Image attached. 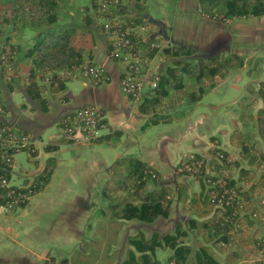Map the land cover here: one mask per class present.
<instances>
[{
    "label": "crops",
    "instance_id": "crops-1",
    "mask_svg": "<svg viewBox=\"0 0 264 264\" xmlns=\"http://www.w3.org/2000/svg\"><path fill=\"white\" fill-rule=\"evenodd\" d=\"M143 16L155 26V33L161 34L165 48L178 46L195 50V55L189 58L193 64L235 54L244 59L245 66L228 70L226 80L207 89L198 102L178 106L174 111H181V116L171 120L162 116L154 118L144 115L140 104H134L122 94L120 83L125 66L109 57L107 38L96 33L91 62L105 70L108 81L93 85L86 79L74 78L61 83L55 93L47 84L38 82L44 86L43 104H40L28 96L19 82L24 77L23 56L30 37V32L24 30L25 38L19 37L15 45L19 51L12 61V89L0 78V103L5 107L1 121L32 138L34 152L17 153L9 177L23 184L30 183L43 171L50 157L56 159V167L43 191L24 207L12 211L0 209V264L48 261L70 264L78 249L83 255H89L83 245L93 242L96 226L106 216L104 210L108 201L102 192L106 182L117 179L108 175L109 167L117 160L134 158L154 171L159 182H149L150 191L161 187L176 190L184 185L189 194L198 195L199 187L192 188L190 179L176 172L178 163L189 154L210 159L216 143L232 154L241 167H246L238 150L229 143L234 129L245 132L239 121L243 111L256 122L251 128L252 140L257 149L264 150V135L259 134L257 124V111L264 109L262 98L257 97L264 83V16L225 22L212 20L200 14L198 0H145ZM77 17L75 14L69 17L73 26H80ZM229 92H233L235 98L227 101L225 97ZM209 93L214 97L212 100ZM242 96L245 99L239 101ZM244 101L247 108L242 110L238 103ZM87 105L101 110L105 127L99 139L85 144L79 136L74 140L64 136L58 124L63 116ZM233 105H236L234 111L230 109ZM163 127L166 131H160ZM50 143L55 148L48 152L46 147ZM192 218V212L174 199L166 218L159 217L151 223L118 221V238L111 251L114 261L109 263L123 264L130 251L139 255L130 246V237L140 235L145 241L157 237L162 243L165 236L176 233L178 224L188 234L184 241L191 247L193 256L200 240L189 228ZM161 247L155 248L154 253L159 262L162 253L166 251L169 257L172 253L168 246ZM156 256H160L159 259ZM249 258L258 260L261 256L253 254Z\"/></svg>",
    "mask_w": 264,
    "mask_h": 264
},
{
    "label": "trees",
    "instance_id": "trees-1",
    "mask_svg": "<svg viewBox=\"0 0 264 264\" xmlns=\"http://www.w3.org/2000/svg\"><path fill=\"white\" fill-rule=\"evenodd\" d=\"M71 1L0 0V37L6 30L11 33H22L24 30L30 32L28 47L23 56L24 77L20 78L19 82L26 89L28 96L40 104H43L41 92L44 86L39 85V81L48 78L55 80L48 84L49 90L55 93L65 81L56 80L60 73L73 67L81 68L85 64L95 65L91 62V51L95 45L96 33L104 34L107 38L108 55L112 50L109 32L103 29L104 15L98 10L102 0H91L89 7L76 10L80 26H73L69 21L72 15ZM144 6L145 0H122L113 6L112 10L121 18L123 30H134L146 20L143 16ZM198 9L202 16L212 20L223 22L246 20L264 16V0H198ZM162 42L160 36L147 39L143 33L139 36L137 33L132 34V50L140 58L148 61L156 53V49L152 48L151 44H162ZM7 45L11 47V53H8L7 58V63L10 65L19 47L12 45L8 40L3 48ZM3 48L1 47L2 52H4ZM161 55L168 64H162L158 69L160 81L157 87L144 92L139 105L140 112L154 118L161 117L169 110L183 106L184 103L198 102L205 90L213 88L224 80L228 70L240 69L244 63L243 58L231 54L224 59L212 57L193 64L189 58L195 55V50L178 46L165 48ZM109 57L123 64L124 71L126 70L125 63L113 59L111 55ZM0 72L2 73L1 69ZM148 74L152 77L151 72ZM7 84L12 89L11 81L5 83ZM263 88L264 83L260 85L261 96L264 98ZM3 108L5 110L4 106ZM3 117L0 118V128L5 125L1 121ZM257 124L258 132L263 136L264 109L257 111ZM14 129L22 132L17 128ZM229 143L238 150V155L246 167H241L233 155L223 149H212L210 152V154L218 152L220 155L231 156L234 159L231 166L235 173L228 187L234 189L246 201L250 202L251 196L256 195L261 196L263 200L260 202V199L253 207L249 204L244 206L248 212L244 214L237 211L239 208L236 200L230 206L222 205V208L212 203L206 180L213 181V177L206 173L203 180L199 181L200 194L196 195L189 194L184 185H179L176 190L165 187L148 190L147 184L155 180L147 173L149 169L134 158L117 160L109 167L108 175L117 178L115 179L117 181L120 180V183L113 180L111 184L112 186L115 182V185H118V188L113 190L114 198H111L113 194L110 196V212L112 211L114 218L120 222L137 220L151 223L159 217L166 218L172 202L177 199L184 204L185 210L192 212L193 218L188 225L200 240L192 256L191 247L184 241L188 234L181 224L177 225L176 233L165 236L162 243L157 237L145 241L142 236L136 235L130 237L128 242L139 255L136 256L130 251L123 264H158L154 251L155 248L163 245L168 246L172 251L168 261H173L175 264H237L239 262L249 264L247 262L249 254L261 256L250 264H264V155L256 148L248 132L234 129ZM54 148L55 146L50 143L46 151H52ZM32 149L30 145L23 151L30 154L34 152ZM205 162L213 172L221 168L212 158ZM55 167L56 159L48 158L43 171L29 184L24 183L21 190L41 193L50 181ZM2 174L6 178L9 177L8 172ZM187 175L183 176L187 177ZM5 193L6 189L0 188V208L7 200ZM24 206L25 204H22L17 208ZM235 210L237 213L232 215ZM228 216L230 219L226 222ZM235 225L239 227L231 236L228 231L233 230ZM220 256L223 258L220 259ZM44 264H52V261Z\"/></svg>",
    "mask_w": 264,
    "mask_h": 264
},
{
    "label": "built area",
    "instance_id": "built-area-1",
    "mask_svg": "<svg viewBox=\"0 0 264 264\" xmlns=\"http://www.w3.org/2000/svg\"><path fill=\"white\" fill-rule=\"evenodd\" d=\"M102 1L99 12L104 15L103 29L109 32L112 47L109 55H111L113 59L125 63L127 66L120 83L121 92L131 102L139 105L145 90L155 89L160 81L157 71L164 63L161 52L165 49V46L163 44H151V47L156 49L154 57L149 61L140 58L139 55L132 50V34L137 33V36H139L143 33L148 39L150 35L156 32L155 27L145 20L139 28L134 30H123L121 18L112 10V7L122 0ZM3 53V55L1 54L2 57L0 61L3 64L2 67L5 68L8 64L7 58L9 52L6 50ZM149 72H151L152 77L148 74ZM68 78L86 79L93 85H99L108 81V75L102 67L87 64L83 65L81 68L73 67L67 69L57 77V79ZM4 82H10V78L4 76ZM4 115L5 110L3 106L0 105V118ZM4 124L5 125L0 128V188L6 189L5 197L7 200L5 205L0 209L2 211H11L22 204L26 205L36 194L31 190H21L22 187L10 185V177L6 178L2 173H11L17 153L27 146L31 145L33 147V140L27 134L18 132L12 126L6 123ZM59 124L64 136L73 140L79 136L82 138V143L93 142L98 139L101 136L100 131L105 127L101 110L92 105L83 106L75 112L63 116L59 120ZM213 149L219 150L216 143ZM32 151H34V147ZM209 158L214 159L215 162L221 166L217 172H213L206 166L205 161L208 160L207 158L198 157L196 154H189L181 159L176 167V172L178 174H191L197 178V182L203 180L204 173L212 176L213 181L206 180L208 184L207 187L210 188L209 194L212 203L218 208H222V205L230 206L232 202L236 200L239 208L237 211L244 214L243 210L245 207L239 200V195L234 189L228 187L229 181L233 179L231 171L228 169H231V164L234 162V159L231 156L225 157L224 155H220L218 152L209 156ZM147 173L150 175L151 179L155 181L158 180V176L154 171L148 170ZM25 189H27V186ZM237 211L235 210L232 215L236 214ZM229 219L230 217L228 216L225 221L227 222ZM238 227L239 226L235 225V228L228 231V234L233 236L234 231L237 230ZM160 264L175 263L170 261L161 262Z\"/></svg>",
    "mask_w": 264,
    "mask_h": 264
},
{
    "label": "rangeland",
    "instance_id": "rangeland-1",
    "mask_svg": "<svg viewBox=\"0 0 264 264\" xmlns=\"http://www.w3.org/2000/svg\"><path fill=\"white\" fill-rule=\"evenodd\" d=\"M90 2L91 0H72L70 5H71V13L72 14H75L76 17L78 16V13L76 12V10L79 8V10H82L84 8H87L89 7L90 5ZM103 1H100L99 3V6H98V10H100V5ZM80 12V11H79ZM79 17V16H78ZM77 17V18H78ZM25 35V33H20V34H15V33H11L9 30H6L4 31L3 33V36L0 37V40H1V45H0V58L2 57V55L4 54L2 51H1V47L3 48L4 46V43H6V41L8 40L9 43H11L12 45H16V41L17 39H19V37L22 39V38H25L23 37ZM109 40H110V37H109ZM4 49V52L7 50V52H10L11 53V47L10 45H7L5 46ZM3 53V54H2ZM2 54V55H1ZM16 55V54H15ZM264 58V57H263ZM2 62L0 61V69L2 71V73L0 72V78L3 79L4 81V76L6 78H10V81H12V78L14 76V68H13V65L10 64V65H6L5 68L2 67ZM245 64L243 63V66L244 67ZM241 67V68H242ZM4 68V69H3ZM3 69V70H2ZM4 71V73H3ZM50 78H48L47 80L45 79L44 81L41 80L39 81V83H43L44 85H48L50 83V81H53L55 82V80H53L51 78V80H49ZM71 79H74V78H68V79H57L58 80H71ZM8 81V80H6ZM56 81V83H57ZM5 83V82H4ZM55 83V84H56ZM253 88V87H252ZM191 89V87H190ZM145 90V89H144ZM147 91V89L145 90V92ZM206 91V90H205ZM263 91H264V88H263ZM210 94V93H209ZM248 94V93H247ZM246 94V95H247ZM185 96V95H184ZM245 96V95H244ZM257 97H260L262 98V101L264 103V98L261 96V92H260V88L259 90L257 91ZM214 97L212 94L209 95V99L212 100ZM227 101H230L231 99H234V93L233 92H229V94L227 95V97H225ZM240 97L239 98V101L245 99V97L243 98ZM247 98L249 99V96H247ZM243 103V105H242ZM246 104H247V101H244V102H241V103H238V106H242V110L246 109ZM264 105V104H263ZM235 106L236 105H233L230 107V109L234 111L235 109ZM229 110V112L231 111ZM239 111H240V108H239ZM232 112V111H231ZM182 112L181 111H174L172 110L171 112L168 111L166 112L165 114H163V119L165 120H171L172 117H179L181 116ZM174 115V116H173ZM221 117V113L219 114V118ZM160 118V117H159ZM222 119V117H221ZM227 118L224 117V122L226 121ZM217 120V119H215ZM239 121L240 123L242 124V126H244L245 128L244 131L245 132H248L251 134V136H253V133H252V130L251 128L253 127V125L256 124L255 121H252L251 117L249 114H247L246 112H242L240 113V116H239ZM216 124V122H215ZM60 126V124H58ZM251 126V127H250ZM257 127V126H256ZM160 131H166V128L163 127ZM104 132V130H101L100 131V134H102ZM253 138V137H252ZM73 140V139H72ZM95 141V140H94ZM253 141V140H252ZM84 143V142H83ZM89 143V142H87ZM86 144V143H85ZM219 147V146H218ZM219 149H221L219 147ZM258 149L263 153L264 155V150H262V148L258 147ZM20 152H25L23 150H21ZM19 152V153H20ZM18 153V154H19ZM18 154L15 156V161L17 159V156ZM197 155V154H196ZM214 154H210L209 156H212ZM198 157H200L199 155H197ZM14 167V165H13ZM233 166H231V169H228L231 171V175L232 177L234 176V173L235 171L233 170L232 168ZM179 175H185V174H179ZM192 176V177H191ZM187 177H189L190 181L192 182V188H198L200 189V186L201 184L199 183V181L197 182V178L193 175H187ZM194 178V179H193ZM116 183H120V180L117 181L115 180ZM115 182L114 184L111 186V184L113 182H106L105 185H104V188H103V192L102 194H106V199L108 201L107 205H106V208H105V218L100 221L97 226H96V232L94 234V237H93V242L90 243V242H86L83 246H84V251H88L89 252V255H83V252L82 250H76L71 258V262L70 264H110L114 261V258L111 256V251H112V248H110V245H114V243H116L117 241V238H118V228L120 227L119 225V222L116 218H114V216L112 215V211L110 212V196L113 194V197L111 198H114V191L116 190V188H118V185H115ZM159 182V179L157 180L156 183ZM29 184V183H28ZM10 185H17L16 187H22L24 184H23V181H18L17 179H15L13 176H11L10 178ZM20 185V186H18ZM111 186V188H110ZM114 190V191H113ZM251 190V189H249ZM246 191V190H245ZM261 199V196H251L250 198V202L249 201H246L244 199L243 196H240L239 195V200L243 203L244 206H247L248 204L250 205V207H253L254 204H257V202ZM260 202H263V200L261 199ZM243 213H248L246 211V209L243 210ZM165 247V246H164ZM163 248V247H161ZM167 248V247H166ZM157 249H155L154 253L156 252ZM170 250V249H169ZM164 251V250H163ZM171 251V250H170ZM170 251H168L170 253ZM159 252V251H157ZM161 252V250H160ZM172 252V251H171ZM162 253V252H161ZM172 254V253H171ZM110 255V257L108 256ZM169 254L166 253V251L164 253L161 254V257L160 259H162V261H160L158 264H160L161 262H170L168 261L169 259ZM253 254H249V256H252ZM158 259L159 257L156 256ZM253 261H256L255 258H249L248 257V263L249 262H253ZM110 262V263H109ZM243 264V262L241 263Z\"/></svg>",
    "mask_w": 264,
    "mask_h": 264
},
{
    "label": "water",
    "instance_id": "water-1",
    "mask_svg": "<svg viewBox=\"0 0 264 264\" xmlns=\"http://www.w3.org/2000/svg\"><path fill=\"white\" fill-rule=\"evenodd\" d=\"M161 34L159 33V32H157V33H153L152 35H150V37H149V39H153V38H155V37H157V36H160ZM226 80V78L224 79V81Z\"/></svg>",
    "mask_w": 264,
    "mask_h": 264
}]
</instances>
